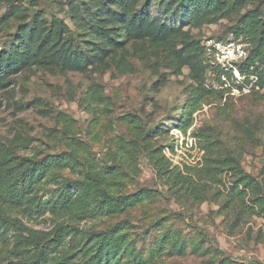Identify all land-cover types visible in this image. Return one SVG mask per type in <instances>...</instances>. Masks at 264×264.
<instances>
[{
    "label": "rangeland",
    "instance_id": "rangeland-1",
    "mask_svg": "<svg viewBox=\"0 0 264 264\" xmlns=\"http://www.w3.org/2000/svg\"><path fill=\"white\" fill-rule=\"evenodd\" d=\"M67 1L17 3L12 17L0 21V51L10 48L16 24L36 17L49 25L63 16ZM255 6L264 7V0L183 30L200 43L208 35L228 38L238 16ZM64 22L76 29L69 18ZM159 48L134 40L83 71L31 65L8 77L0 89V153L9 145L38 157L73 148L76 165L53 167L34 187L37 202L30 214L8 204L0 209L45 231L57 224L107 230L128 221L115 235L117 254L102 264H264V215L251 202L258 198L264 205V87L250 91L253 77L248 86L227 77L221 84L210 68L194 78L197 72L187 65L171 67L167 51ZM184 124L185 131L177 127ZM120 144L133 150L136 173L114 158ZM85 157L97 167L118 165L125 174L117 176L118 193L148 189L150 196L111 217L73 222L50 214L46 206L57 188L85 174ZM177 174L185 185L169 179ZM242 174L255 179L259 191L244 189L243 202L228 201ZM14 233L0 236V264L13 258Z\"/></svg>",
    "mask_w": 264,
    "mask_h": 264
},
{
    "label": "trees",
    "instance_id": "trees-1",
    "mask_svg": "<svg viewBox=\"0 0 264 264\" xmlns=\"http://www.w3.org/2000/svg\"><path fill=\"white\" fill-rule=\"evenodd\" d=\"M23 1L37 4L32 0H0V9L2 5L6 9L0 21L5 22L12 17L17 3ZM253 1L68 0L61 7L63 16L55 18L49 25L35 17L33 21L14 26L9 34L10 48L0 51V89L9 76L31 65H57L62 70L83 71L90 65L102 63L134 40L149 41L161 51H167L171 67L178 70L187 65L190 71L197 72L194 78L202 79L209 68L202 44L183 27L200 26L210 16L238 11ZM66 18L72 21L75 30L65 24ZM227 33L250 43L248 57L238 64L239 72L244 76L243 85L248 86L255 78L249 90L256 86L264 87V7L247 9ZM225 36L215 37L225 40ZM214 70L218 81L224 84L220 80L223 72L217 68ZM224 74L232 79L231 73ZM242 87L239 86V89ZM224 89L230 91V88ZM177 127L185 131L187 125ZM72 145L77 149L76 142ZM14 149L9 145L0 153V203L22 208L23 212L30 214L37 202L33 195L34 187L53 167L61 169L68 166L73 169L76 165L74 149L42 157L20 154ZM113 156L128 172L136 173L132 149L120 144ZM84 162L86 172L81 178L67 181L65 186L57 188L56 196L46 206L50 214L68 216L73 222L111 217L133 208L150 196L148 189L130 194L118 193L116 187L120 184L116 179L124 172H120L117 164L97 167L95 161L88 157ZM172 177L169 179L180 186L187 183L179 174ZM244 189L255 194L260 189L259 183L242 174L231 188L234 193L228 201L237 198L243 202L247 194ZM251 202L259 205V211L264 215V205L259 203L258 198L251 199ZM129 226L130 223L124 220L107 230L57 224L45 231L26 225L20 218L7 216L0 209V236L9 229L15 232L11 248L13 258L3 264H102L117 254L120 241L115 239V235Z\"/></svg>",
    "mask_w": 264,
    "mask_h": 264
},
{
    "label": "built area",
    "instance_id": "built-area-1",
    "mask_svg": "<svg viewBox=\"0 0 264 264\" xmlns=\"http://www.w3.org/2000/svg\"><path fill=\"white\" fill-rule=\"evenodd\" d=\"M205 62L209 68H217L223 72L221 78L225 80V72L231 73V78L235 81L243 79L240 74L238 64L249 55L250 43L241 38L228 37L220 39L208 35L201 41Z\"/></svg>",
    "mask_w": 264,
    "mask_h": 264
}]
</instances>
